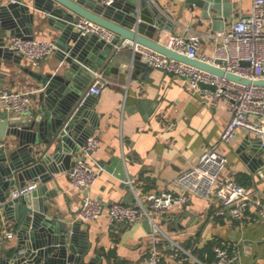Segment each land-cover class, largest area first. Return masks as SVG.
<instances>
[{
  "label": "crops",
  "instance_id": "0c3cea01",
  "mask_svg": "<svg viewBox=\"0 0 264 264\" xmlns=\"http://www.w3.org/2000/svg\"><path fill=\"white\" fill-rule=\"evenodd\" d=\"M127 2L124 0L125 4ZM158 2L164 9H161L162 12L165 15L169 13L173 28L158 30L155 36L165 37L171 31H199L204 35L200 52L208 56L214 54L215 40L206 33L229 27L235 19L250 13L253 4V0ZM58 34L59 31L47 22L35 25L34 37L54 39L56 42ZM11 36L7 32L8 40ZM61 63L57 51L39 64L24 55L20 61L4 59L0 89L4 86L27 88L31 91L33 110H36L39 107L38 90L41 83L28 69L48 73L55 71ZM92 68L105 70L100 65H93ZM138 71V79L131 80L127 85L108 80L95 100L94 108L101 115V122L94 134L99 136L100 146L88 158L97 172L96 180L89 189L90 194L105 203L113 200L134 203L138 197L145 199L148 192L174 184L178 174L196 163L206 147L217 144L218 149L227 156L222 176L237 178L243 184L257 188L264 199V154L256 151L251 154L250 148H241L248 137L255 140L259 138L258 135L239 128L234 140L220 142L230 116L224 101L216 107L204 106L182 77L152 64H143ZM92 81L93 77L88 79V88ZM142 100L148 102L143 109L138 106ZM0 140L5 142L6 147L9 142L13 146L17 137L9 135ZM36 147L44 148L46 144L41 142ZM114 154L125 158L128 170L134 174L135 189L131 187L127 190L121 179L98 165L99 159H108ZM128 154L132 155L131 159L127 157ZM245 154L248 159H244ZM68 169L52 172L47 184L53 196L47 202L56 215L63 214L67 219L81 221L82 229L88 233L90 254L100 252L103 255L102 264H110L105 253L113 250L118 257L126 258L133 264H144L143 258L153 242L157 240L161 246H165L167 236L185 245L190 243L192 249L203 247L209 240L214 241L213 250L220 243H237L240 256L232 264H264V214L257 207L251 208L248 216L239 220L229 215L215 214L221 206L215 194L208 198L195 194L183 207L175 205L169 212L157 216L159 232L148 231L143 221L111 223L106 213L94 220L83 221L77 212L85 193L71 184ZM33 181L38 183L37 189L41 185L39 180L30 179L27 183ZM18 226L16 220L3 216L0 222V255L15 252L20 243ZM11 228L16 233L8 237L6 232ZM166 264L174 263L167 261Z\"/></svg>",
  "mask_w": 264,
  "mask_h": 264
},
{
  "label": "water",
  "instance_id": "95a60500",
  "mask_svg": "<svg viewBox=\"0 0 264 264\" xmlns=\"http://www.w3.org/2000/svg\"><path fill=\"white\" fill-rule=\"evenodd\" d=\"M81 16L113 30L114 38L108 42L97 34H82L75 26ZM44 22L59 31L56 51L61 65L48 73L28 69L41 83L36 110L15 115L0 106V139L9 135L17 137L15 145L9 142L7 147H0V222L3 216L16 220L20 241L15 252L0 255V264H102L100 252L90 254L88 233L82 229L81 221L56 215L47 202L53 196L47 184L52 172L70 167L74 156L101 122V115L94 108L97 95L87 94L88 79L93 77L92 66H104L109 81L127 85L137 80L138 70L150 63L130 45L116 47L130 40L244 84L264 86V77L243 76L161 43L155 33L163 28L172 29L173 23L150 0H128L126 4L124 0H115L109 5L97 0H0V75L4 59L20 61L23 57L22 52L7 45V32L33 38L35 25ZM147 103L142 100L138 106L143 109ZM41 142L46 147H36ZM241 148H250L251 154L255 151L264 154V142L260 138L248 137ZM127 157L131 159L132 155ZM243 157L248 159L247 154ZM98 165L121 179L127 190L131 189L126 180L133 179L134 174L128 170L122 155L99 159ZM30 179L39 180L41 185L12 198V190ZM142 221L148 231L158 232L159 228L148 217Z\"/></svg>",
  "mask_w": 264,
  "mask_h": 264
},
{
  "label": "built area",
  "instance_id": "2783aa9c",
  "mask_svg": "<svg viewBox=\"0 0 264 264\" xmlns=\"http://www.w3.org/2000/svg\"><path fill=\"white\" fill-rule=\"evenodd\" d=\"M103 4H112L115 0H97ZM163 7L158 0H150ZM169 1V0H163ZM169 21L170 15H165ZM76 29L82 34H97L106 41H111L115 32L86 17H79ZM214 39V54L208 56L200 52L203 33L169 32L158 40L168 47L193 58H200L215 65L231 70L253 79L264 77V0H253L251 12L235 19L229 27L206 33ZM10 49L20 51L33 63L39 64L44 58L56 52L58 45L54 39L24 38L12 35L7 41ZM130 45L141 54V58L182 77L199 96L202 104L216 107L221 101L227 105L229 119L220 136V142L234 140L239 128L258 135L264 142V86L248 85L225 76L191 65L151 48L139 42L125 40L116 47ZM243 61H248L244 64ZM108 79L104 69H93V81L87 94L99 95L107 85ZM202 83L214 85L204 86ZM0 106L15 115L33 111L31 91L27 88L4 86L0 89ZM5 142L0 140V147ZM100 146V138L93 134L81 146L80 151L71 163L67 173L71 184L84 192L83 201L77 216L83 221H91L106 213L111 223L126 222L133 224L148 217L159 228L157 216L169 212L175 205L183 207L193 195L208 198L215 194L220 201L216 215H229L235 219H244L251 208L257 207L264 214V199L257 188L247 186L234 177H223L222 171L227 163V156L217 144L209 145L200 159L190 167L183 169L176 177L174 184L159 191L148 192L145 199L137 198L134 203L113 200L105 203L101 198L90 194L97 172L88 159ZM126 182L135 189L132 178ZM37 182H29L12 190L11 197L23 196L37 187ZM160 229L158 230V232ZM16 231L9 229L8 237ZM163 236L166 235L163 233ZM166 245L153 242L143 258L144 264H232L240 256L239 244L220 243L214 247V257L206 260L184 243L168 237ZM168 245V246H167ZM261 264V263H257Z\"/></svg>",
  "mask_w": 264,
  "mask_h": 264
},
{
  "label": "trees",
  "instance_id": "16d2710c",
  "mask_svg": "<svg viewBox=\"0 0 264 264\" xmlns=\"http://www.w3.org/2000/svg\"><path fill=\"white\" fill-rule=\"evenodd\" d=\"M221 241L220 239H217ZM213 240H209L203 247H196L193 248V251L197 253L199 256L206 260H211L214 257V250H213ZM188 247H191L190 243L187 244ZM106 256L110 260V264H133L130 260L126 258L118 257L115 251H109L105 253Z\"/></svg>",
  "mask_w": 264,
  "mask_h": 264
}]
</instances>
